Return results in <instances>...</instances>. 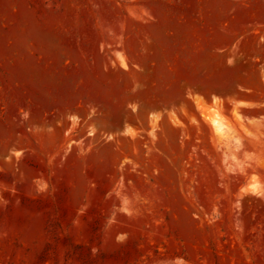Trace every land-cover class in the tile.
Listing matches in <instances>:
<instances>
[{"label": "rangeland", "instance_id": "374dc122", "mask_svg": "<svg viewBox=\"0 0 264 264\" xmlns=\"http://www.w3.org/2000/svg\"><path fill=\"white\" fill-rule=\"evenodd\" d=\"M242 6L0 0V264H264Z\"/></svg>", "mask_w": 264, "mask_h": 264}, {"label": "crops", "instance_id": "0c3cea01", "mask_svg": "<svg viewBox=\"0 0 264 264\" xmlns=\"http://www.w3.org/2000/svg\"><path fill=\"white\" fill-rule=\"evenodd\" d=\"M249 11V16L250 17H245L246 12ZM258 11L255 10L253 6H242L240 13H242L243 17L239 16L237 14L233 18V22L237 21L239 26L243 30V34H246L247 28L255 27L253 31H249V36L250 37V42H247L246 39H244V42L242 44V51L246 55L248 52V57L255 59L260 63H264V41H263V31L261 30L262 28H259L261 25V22L259 20H256L253 16L256 15ZM241 18V20H239ZM233 33H235V30H233ZM256 76H258V79H254V83H258V86H250L248 88H245V95L243 97L242 101V109L246 113V116L249 118L253 117H260L264 114V95L261 92L263 89L262 83H263V75L260 71L255 72ZM205 82L211 83L212 78L206 77ZM194 82H195V89L197 94H205L207 95L210 93L213 89L212 87L206 86L205 87V92H204V87H203V82H204V75L200 71L195 74L194 76ZM208 92V93H207ZM209 101L214 104V98L210 97ZM194 108H197L199 106V101L195 100L194 101ZM136 124L134 126H130L127 129L124 130L125 133L127 134H132L135 131Z\"/></svg>", "mask_w": 264, "mask_h": 264}, {"label": "bare ground", "instance_id": "6f19581e", "mask_svg": "<svg viewBox=\"0 0 264 264\" xmlns=\"http://www.w3.org/2000/svg\"><path fill=\"white\" fill-rule=\"evenodd\" d=\"M213 122H214V124L216 125V127L218 128V129H222V123H220V121L217 119V118H214L213 119Z\"/></svg>", "mask_w": 264, "mask_h": 264}]
</instances>
